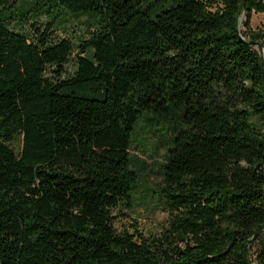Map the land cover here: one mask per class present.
I'll return each instance as SVG.
<instances>
[{"label": "trees", "instance_id": "trees-1", "mask_svg": "<svg viewBox=\"0 0 264 264\" xmlns=\"http://www.w3.org/2000/svg\"><path fill=\"white\" fill-rule=\"evenodd\" d=\"M21 1L0 0V264H264V40L238 29L264 0L34 2L92 17L76 41ZM148 116L176 120L147 237L113 212Z\"/></svg>", "mask_w": 264, "mask_h": 264}, {"label": "rangeland", "instance_id": "rangeland-1", "mask_svg": "<svg viewBox=\"0 0 264 264\" xmlns=\"http://www.w3.org/2000/svg\"><path fill=\"white\" fill-rule=\"evenodd\" d=\"M36 0H22L16 4V8L23 11L34 4ZM45 6H34L32 12L27 15V19L38 17L41 24L40 29H44L46 22L52 23L55 36L59 38L69 37L76 41L78 33L85 34V28L93 24V18L86 15H74L63 11L66 15L65 21L60 22L61 16L52 18L50 14L45 18ZM30 20V19H29ZM247 21V27L244 22ZM59 23V24H58ZM10 27L18 30L20 25L17 19L10 20ZM85 27V28H84ZM238 29L248 35L249 38H256L258 43L264 40V12L252 11L246 18L242 13L238 19ZM259 54L264 59V48L258 49ZM151 116L142 117L133 132V144L131 156L136 167L139 169L137 189L132 196L129 208L121 211L114 210V228L117 232L126 231L136 235L141 233L150 236L157 233L164 225L168 216L163 211L161 205L155 201V192L161 181L162 166L165 163L166 151L174 135V121L176 117L166 119H151ZM22 141L17 137L11 144L15 153L20 152ZM154 195V196H153ZM255 244L252 246V252ZM254 254V253H253Z\"/></svg>", "mask_w": 264, "mask_h": 264}, {"label": "water", "instance_id": "water-1", "mask_svg": "<svg viewBox=\"0 0 264 264\" xmlns=\"http://www.w3.org/2000/svg\"><path fill=\"white\" fill-rule=\"evenodd\" d=\"M262 67L264 68V59H263V57H262ZM263 73H264V69H263Z\"/></svg>", "mask_w": 264, "mask_h": 264}]
</instances>
